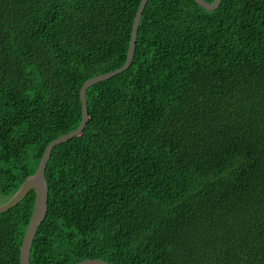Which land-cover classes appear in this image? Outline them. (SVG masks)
<instances>
[{"label": "trees", "instance_id": "1", "mask_svg": "<svg viewBox=\"0 0 264 264\" xmlns=\"http://www.w3.org/2000/svg\"><path fill=\"white\" fill-rule=\"evenodd\" d=\"M140 1L0 0V195L125 63ZM86 103L47 160L30 264H264V0H147L129 66ZM34 197L0 213V264Z\"/></svg>", "mask_w": 264, "mask_h": 264}, {"label": "water", "instance_id": "2", "mask_svg": "<svg viewBox=\"0 0 264 264\" xmlns=\"http://www.w3.org/2000/svg\"><path fill=\"white\" fill-rule=\"evenodd\" d=\"M195 1L200 6L204 7L206 10H213L219 5L221 0H213L211 3H208L204 0H195ZM146 2L147 0H141L137 8V11L135 13L132 23L131 35L129 39L125 63L121 67L114 69L112 71H108L102 74L92 76L82 84L79 90V99L81 103V121L79 126L74 130L51 140L46 145L44 152L41 156L40 162L38 164V167L34 171V173L25 177L23 182L18 187V189L14 192V194L10 198H8L5 202L0 204V213H2L10 209L11 207L17 205L27 195V193L30 190H33L35 192L33 209L31 212V216L26 231L23 235V239L19 250V264H30L29 254H30L33 237L36 234L38 226L44 220L47 212L48 189L44 178V171L47 160L50 156V152L55 145L71 139L72 137L81 133L82 130L84 129L88 119L86 89L90 85L96 82L108 79L124 71L129 66L133 57L134 44L136 40V34H137L140 16L143 12ZM74 264H112V263L99 258H88L78 261Z\"/></svg>", "mask_w": 264, "mask_h": 264}, {"label": "rangeland", "instance_id": "3", "mask_svg": "<svg viewBox=\"0 0 264 264\" xmlns=\"http://www.w3.org/2000/svg\"><path fill=\"white\" fill-rule=\"evenodd\" d=\"M7 198H5L3 195H0V204L5 202Z\"/></svg>", "mask_w": 264, "mask_h": 264}]
</instances>
